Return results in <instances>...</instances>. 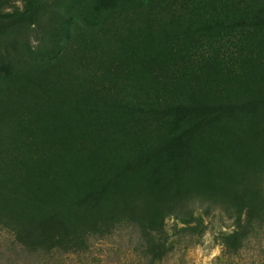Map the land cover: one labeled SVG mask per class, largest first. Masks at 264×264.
I'll return each instance as SVG.
<instances>
[{
    "label": "trees",
    "instance_id": "1",
    "mask_svg": "<svg viewBox=\"0 0 264 264\" xmlns=\"http://www.w3.org/2000/svg\"><path fill=\"white\" fill-rule=\"evenodd\" d=\"M11 17L48 22L43 121L27 164L0 161V214L21 245L51 253L110 224L158 230L196 203L264 223V189L209 163L241 179L264 170V0H97L75 38L45 0L0 22Z\"/></svg>",
    "mask_w": 264,
    "mask_h": 264
},
{
    "label": "rangeland",
    "instance_id": "2",
    "mask_svg": "<svg viewBox=\"0 0 264 264\" xmlns=\"http://www.w3.org/2000/svg\"><path fill=\"white\" fill-rule=\"evenodd\" d=\"M45 1L73 20L70 38L78 36L84 26L90 28L87 22H92L97 0ZM24 7L25 0L0 1V14ZM47 24V19L29 25L12 17L0 22V161L12 164L11 173L15 166L27 164L24 153L33 149L29 130L33 133L43 121L40 99L48 85L49 61L41 49ZM81 60L75 59L73 65L79 67ZM209 163L224 179L245 183L244 190L264 189V170L241 179L229 164L216 159ZM12 225L11 216L1 213L0 264H264V223L251 224L246 216L236 220L214 204L196 203L189 220L168 215L158 230L110 224L100 238L51 253L25 248L9 228Z\"/></svg>",
    "mask_w": 264,
    "mask_h": 264
}]
</instances>
